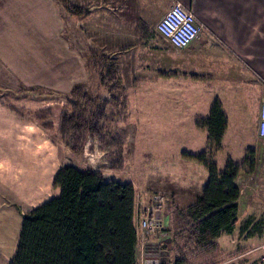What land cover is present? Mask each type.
<instances>
[{"label": "crops", "instance_id": "0c3cea01", "mask_svg": "<svg viewBox=\"0 0 264 264\" xmlns=\"http://www.w3.org/2000/svg\"><path fill=\"white\" fill-rule=\"evenodd\" d=\"M176 2L201 25L199 36L184 48L173 46L156 30ZM153 5L162 6L165 12L145 23ZM79 24L91 34L89 38L103 40L117 58L114 66L123 87L134 89L140 105L143 126L134 123L125 129L133 139H126L123 149L110 154L113 169H132L135 161L144 166L150 160L155 172L151 181H142L132 170L120 178L135 187L137 263H151L156 259L153 252L159 251L163 264L161 253L171 246L164 236L144 237L140 228L142 211L152 195L164 193L184 207L202 196L209 172L183 153L200 154L209 148L208 131L198 127L197 121L209 117L216 101L222 105L228 126L221 148L212 157L220 171L229 160L241 168L238 223L226 234L231 247L256 239L252 226L264 224L260 220L264 216V153L258 151L264 141L258 132L264 102V0H0V83L16 86L12 76L26 85L59 87L67 94L86 85L76 78L83 70L80 53L69 42L74 38L72 25ZM49 40L59 45V72H70L60 82L49 81L54 71L47 58L58 51L48 52ZM139 141L150 143V154L138 156L133 146ZM251 150L253 169L244 165ZM141 204L146 207L140 213ZM238 230L244 234L242 241L234 236ZM261 232L259 239L264 238L262 227ZM224 234L219 239L221 252L225 250ZM0 247H4L1 240ZM168 263H173L170 258Z\"/></svg>", "mask_w": 264, "mask_h": 264}, {"label": "rangeland", "instance_id": "374dc122", "mask_svg": "<svg viewBox=\"0 0 264 264\" xmlns=\"http://www.w3.org/2000/svg\"><path fill=\"white\" fill-rule=\"evenodd\" d=\"M164 12L162 6L153 5L145 23L155 21ZM72 27L74 38L69 42L78 49L83 69L76 78L86 85L67 94L59 87L26 85L12 76L16 86L0 83V240L4 243L0 247V264L13 260L25 213L59 194L54 179L63 166L90 167L107 179L126 177L129 170L142 181H151L155 174L150 160L144 166L135 161L132 169L110 167L112 151L123 149L122 143L133 139L125 129L133 128L134 123L143 126L140 105L134 99V89L123 87L121 74L114 66L117 58L105 48L104 41L89 38L81 24ZM48 42V52L58 49L57 55L47 58L48 63L53 62L54 71L49 81L60 82L70 72H59V45L53 40ZM133 149L144 157L150 154L151 145L139 141ZM258 151L264 153V141ZM145 205L139 206L140 213ZM164 214V237L171 246L161 257L173 262L184 249L194 246L192 220L187 207L171 199L165 203ZM260 220L263 222L264 216ZM245 223L246 220L239 227ZM263 225L252 226L256 239L245 245L239 243L238 247H231L230 235L225 233V250L219 264H264V238L259 239ZM243 235L239 230L234 234L239 241Z\"/></svg>", "mask_w": 264, "mask_h": 264}, {"label": "trees", "instance_id": "16d2710c", "mask_svg": "<svg viewBox=\"0 0 264 264\" xmlns=\"http://www.w3.org/2000/svg\"><path fill=\"white\" fill-rule=\"evenodd\" d=\"M197 125L208 131L209 148L200 154L184 152L183 157L202 164L209 181L202 196L187 207L194 246L168 264H219V239L223 233H232L238 223L241 168L229 160L220 171L212 157L221 148L228 126L221 103L216 101L209 117L199 119ZM254 163L251 150L244 165L253 169ZM54 186L60 189L56 197L23 216L10 264H138L132 183L107 179L90 167L65 165L56 174Z\"/></svg>", "mask_w": 264, "mask_h": 264}, {"label": "built area", "instance_id": "2783aa9c", "mask_svg": "<svg viewBox=\"0 0 264 264\" xmlns=\"http://www.w3.org/2000/svg\"><path fill=\"white\" fill-rule=\"evenodd\" d=\"M157 32L177 48L190 45L200 34L201 25L195 15L179 2L174 3L156 25ZM259 136L264 138V102L260 109ZM167 196L157 192L142 211L140 228L143 236L165 235V203ZM264 248V244H263ZM156 259L148 264H161L160 252L154 251Z\"/></svg>", "mask_w": 264, "mask_h": 264}]
</instances>
